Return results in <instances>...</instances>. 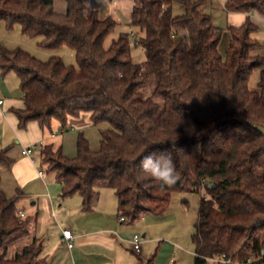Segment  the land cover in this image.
I'll list each match as a JSON object with an SVG mask.
<instances>
[{
    "label": "trees",
    "instance_id": "1",
    "mask_svg": "<svg viewBox=\"0 0 264 264\" xmlns=\"http://www.w3.org/2000/svg\"><path fill=\"white\" fill-rule=\"evenodd\" d=\"M0 0V21L50 50H73L77 69L62 58L41 61L15 48L0 49V70L19 79L23 108L14 110L18 128L35 121L50 129L56 120L89 113L99 128L94 150L80 134L76 154L42 145L40 167L62 186L61 197H82L89 211L100 189L117 198L118 218L134 223L164 214L175 192H199L192 264H210L224 256L236 262L264 264V70L257 90L248 88L252 71L264 65L257 29L249 17L221 32L203 0H133L130 24L142 33L135 44L145 60L132 62L127 34L104 47L115 23L100 18L86 0ZM181 14L173 16L171 6ZM225 11L264 15V0H224ZM171 152L177 181L161 185L139 169L149 153ZM12 160L0 151V168ZM23 193L7 196L0 187V264H44L37 219L21 216ZM135 253V252H134ZM139 254V253H136ZM138 264L143 263L138 255ZM212 264V263H211Z\"/></svg>",
    "mask_w": 264,
    "mask_h": 264
},
{
    "label": "crops",
    "instance_id": "2",
    "mask_svg": "<svg viewBox=\"0 0 264 264\" xmlns=\"http://www.w3.org/2000/svg\"><path fill=\"white\" fill-rule=\"evenodd\" d=\"M94 1L96 0H86V3ZM54 10L64 13V2H54ZM228 14L236 21L232 26L238 27L247 17L254 18L253 14L256 13ZM11 30H7L0 21V49L4 47L12 50L17 47L12 42L14 39L11 40L8 35ZM0 100V151L6 150L7 156L12 160L9 167L0 168V187L7 196H13L18 190L23 193L17 202L18 210L26 217H30V213L32 218L37 219L34 234L38 238L43 239L47 233L51 234L56 253L47 257L41 250L40 257L44 264H110L111 261L122 264L116 262L121 250L118 237L124 230L131 231L134 228L123 226L125 221L116 217L118 203L115 193L111 189H100L92 208L84 212L82 197L77 193L61 197V184L53 174L45 175L39 170L35 158L39 157L42 145H51L54 149H60L66 157H74L78 136L82 134L89 142L88 132L96 127L92 124L91 115L81 112L76 117L69 116L64 127L53 120L50 129L40 128L35 121L28 122L24 129H19L13 111L23 108L20 82L13 72L3 73L1 70ZM27 149L30 152L23 154ZM9 189L10 195L7 194ZM64 229H69L73 237V247L70 249L61 235ZM145 236L143 234L142 239ZM152 241L153 239L148 240L149 243ZM146 243L141 241L139 254ZM135 258L138 259V256ZM130 263L131 261L128 262Z\"/></svg>",
    "mask_w": 264,
    "mask_h": 264
},
{
    "label": "rangeland",
    "instance_id": "3",
    "mask_svg": "<svg viewBox=\"0 0 264 264\" xmlns=\"http://www.w3.org/2000/svg\"><path fill=\"white\" fill-rule=\"evenodd\" d=\"M58 1L59 0H54L55 3ZM203 1L204 3L200 7V10L202 13L210 16L213 25L221 32L219 51L223 55L229 36L227 28L235 24L236 21L225 11L223 7L224 0ZM85 4L88 9H94L100 18L109 17L115 23L114 30L104 40L103 45L105 48L109 47L111 42L116 40L120 35L127 34L130 41L132 62L140 64L145 60L143 49L135 44V40L140 37L142 33L130 24L133 0H96L91 4L86 2ZM55 7H57V4H55ZM171 14L173 16L181 14V9L178 4H172ZM253 15H255L254 18L251 16L250 20L255 23L257 29L252 33V36L260 44L258 53L264 57V15ZM8 35L11 37V40L14 39L12 42L17 46L16 48L28 52L36 59L47 61L51 56H58L62 58L66 65L72 66L75 70H78L75 54L72 49L63 47L58 50H50L41 47L37 43L39 39L24 36L18 25H15ZM261 70H264V65L252 71L248 81V88L250 90L258 89L257 83ZM101 127H105V124L101 125ZM101 127H93L88 132L89 146L95 150L99 147L98 130ZM260 130L264 133V127L261 126ZM35 158L38 169L43 171L45 175L49 174L52 176V174L45 171L44 167H40L39 157L37 156ZM10 192L9 189L7 194L10 195ZM203 193L202 190L199 192H175L172 194L169 207L164 214L160 216L148 215L134 223L130 224L125 222L122 224L126 227L131 226L134 229L131 231L124 230L120 233L121 235H119L118 239L121 250L117 255L116 262L128 264V262L131 261L132 264H138L139 261L135 257L140 255L143 263L151 260V264H192L194 258V245L191 236L195 230L199 200L200 197L203 196ZM26 209H29V206H26ZM117 215L116 213V217ZM28 216L32 217L30 213H28ZM143 234L146 235L145 239H142ZM135 235L139 236L140 242H147L140 254H136L132 251L131 241ZM152 239L153 241L149 243L148 240ZM42 242L43 254L47 257L55 255V244L51 239L50 233H47L46 236L43 237ZM56 249L59 248L56 247ZM110 259L112 260L113 258L110 257ZM110 264H114V262L111 261ZM235 264L248 263L236 262Z\"/></svg>",
    "mask_w": 264,
    "mask_h": 264
},
{
    "label": "clouds",
    "instance_id": "4",
    "mask_svg": "<svg viewBox=\"0 0 264 264\" xmlns=\"http://www.w3.org/2000/svg\"><path fill=\"white\" fill-rule=\"evenodd\" d=\"M139 169L147 178L161 185L171 186L179 178L171 152L145 155L140 160Z\"/></svg>",
    "mask_w": 264,
    "mask_h": 264
},
{
    "label": "built area",
    "instance_id": "5",
    "mask_svg": "<svg viewBox=\"0 0 264 264\" xmlns=\"http://www.w3.org/2000/svg\"><path fill=\"white\" fill-rule=\"evenodd\" d=\"M2 103V101L0 100V104ZM30 150L27 149L26 151L23 152V154L25 153H29ZM20 215L23 216V214L20 212ZM120 221H124L123 218H119ZM61 235H62V238L64 239L65 243H66V246L70 249L73 247V237H72V234L70 232L69 229H64L61 231ZM131 247H132V251L135 252V253H139L140 252V248H141V242H140V238L139 236L135 235L133 238H132V241H131ZM210 262L212 264H235L236 261L235 260H232V259H226L224 256H219V257H216L212 260H210Z\"/></svg>",
    "mask_w": 264,
    "mask_h": 264
}]
</instances>
